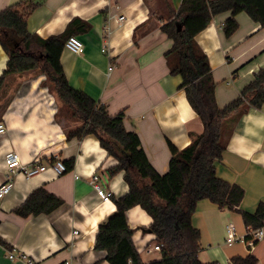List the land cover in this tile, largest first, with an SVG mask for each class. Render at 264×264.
I'll use <instances>...</instances> for the list:
<instances>
[{
    "label": "crops",
    "instance_id": "obj_1",
    "mask_svg": "<svg viewBox=\"0 0 264 264\" xmlns=\"http://www.w3.org/2000/svg\"><path fill=\"white\" fill-rule=\"evenodd\" d=\"M26 1L0 0V12ZM147 1L43 0L27 22L28 30L42 39L61 35L74 19L91 25L88 32L76 36L84 43L83 54L63 51L65 75L75 90L104 105L110 116L123 113L126 129L138 133L152 167L165 175L171 160L170 145L187 148L192 135L202 133L203 125L180 89L182 78L170 74L165 55L173 42L161 31L170 19L169 9L164 2L155 13ZM182 2L168 0L175 11ZM111 16H124L125 20L111 21ZM230 16L231 12L216 16L196 37L198 47L209 58L220 108L237 100L254 74L264 69V28L242 13L237 16L238 31L227 39L223 26ZM7 62L8 55L0 45V77ZM56 100L48 92L43 74L11 75L0 85V123L7 129L0 136V185L7 179L8 151L17 152L24 165L36 159L45 166L75 160L73 170L59 177L53 171L13 177L12 191L0 200V264H28L19 259L21 254L33 264H109L107 253L95 250L98 228L116 212L114 200L126 196L129 186L124 172L111 177L109 170L117 161L96 138L68 140L65 125L56 121ZM245 109L222 161L216 163V173L244 189L239 210L254 214L264 205V105L261 109L246 105ZM94 176L99 177L102 188L113 193L111 201L98 197ZM41 188L64 205L50 215L24 218L15 214ZM231 219L239 221L240 228ZM152 223L140 207L128 212L129 227L135 231L133 242L146 264L161 259V253L154 249L155 236L141 231ZM228 224H234L240 236L246 235L239 213L220 209L209 200L198 202L192 225L201 232V244L208 246L201 252V260L231 264L234 257L251 255L257 264H264V240L252 252L242 243L225 245ZM12 253L17 259L9 258Z\"/></svg>",
    "mask_w": 264,
    "mask_h": 264
},
{
    "label": "trees",
    "instance_id": "obj_2",
    "mask_svg": "<svg viewBox=\"0 0 264 264\" xmlns=\"http://www.w3.org/2000/svg\"><path fill=\"white\" fill-rule=\"evenodd\" d=\"M163 1L170 19L161 31L173 42L165 55L170 74L182 78L180 89L185 91L203 125L202 133L192 135L187 148L179 150L170 145L167 174L161 175L152 167L138 133L126 129L123 113L110 116L104 105L70 85L62 66V53L71 37L91 29L89 23L74 19L61 35L42 39L28 30L27 20L43 0H28L0 12V45L8 55L0 85L11 75L35 72L45 75L62 104L56 121L64 124L75 118L82 124L68 131V140L93 136L108 156L117 161L109 170L111 177L124 172L129 192L114 200L116 212L99 225L95 243L96 251L107 253L105 260L109 264H146L133 242L135 231L128 224V212L135 207L142 208L153 219L152 225L141 231L154 235L155 245L161 248V259L148 264H219L202 262L201 232L192 225V217L198 202L209 200L220 209L239 213L247 228L264 225V205L254 214L239 210L244 189L216 173V163L222 161L237 123L247 112L246 105L255 109L264 105V69L254 74L237 100L220 108L209 58L198 47L196 37L216 16L226 12H231L223 26L227 39L238 31L237 16L242 13L264 28V0H183L177 11L170 8L168 0ZM64 163L69 171L73 170L74 159ZM63 205L61 199L41 188L15 214L24 218L50 215ZM257 263L251 255L231 259V264Z\"/></svg>",
    "mask_w": 264,
    "mask_h": 264
},
{
    "label": "built area",
    "instance_id": "obj_3",
    "mask_svg": "<svg viewBox=\"0 0 264 264\" xmlns=\"http://www.w3.org/2000/svg\"><path fill=\"white\" fill-rule=\"evenodd\" d=\"M111 21L123 22L125 20L124 16H119L118 18L115 16L110 17ZM65 48L75 55H81L85 51L84 43L78 37H71L67 43ZM105 52V50H104ZM113 67L109 69V73L112 72ZM108 73V75H110ZM7 132L6 126L4 123H0V136L5 135ZM5 167L7 171V179L6 181L0 185V200L6 197L12 191L14 187L13 177L18 173H23L27 177H32L38 175L40 173H44L46 171H53L56 176H61L63 174L69 173L66 164L63 161H55L52 162L49 166L42 165L38 159H36L30 165H24L21 162L20 155L15 151H8L5 154ZM92 183L96 189L98 197L103 202L111 201L113 197V193L110 191H106L102 188L99 183V177L94 176ZM77 234V233H76ZM264 240V225L258 229H254L252 227H248L246 229V235L240 236L237 232V228L234 224H228L226 226V244L228 246H233L237 243H242L248 249V251L252 252L259 242ZM155 251L160 252L161 248L156 246ZM11 260L17 259L15 254H11L9 256ZM22 261L28 262V264H33L26 255L21 254L20 258ZM63 264H71L70 261H66Z\"/></svg>",
    "mask_w": 264,
    "mask_h": 264
},
{
    "label": "rangeland",
    "instance_id": "obj_4",
    "mask_svg": "<svg viewBox=\"0 0 264 264\" xmlns=\"http://www.w3.org/2000/svg\"><path fill=\"white\" fill-rule=\"evenodd\" d=\"M147 2L150 5L151 10L153 12H155V13L157 12L156 10L160 9V7H164L163 6L164 5V1L163 0H148ZM38 74H40V72H35L34 73V75H38ZM46 84L48 85V92L51 93L55 97V99H56V96H55V93H54V85L52 84V82L50 81V79L47 78V77H46ZM56 106L58 107V110H60L62 108V104L60 102H58L57 100H56ZM64 125H65L67 131H71V130L77 128V127H80L82 124H81V122L78 119H75L74 118L71 121L69 120L67 122H64ZM221 222H223V221H221ZM231 222H233L238 228H240L239 227V225H240L239 221L231 219ZM224 237H225L224 238V243H225L226 242V234H225ZM225 245H227V244H225ZM205 248L207 249L208 246L207 245H205V247L203 246V250Z\"/></svg>",
    "mask_w": 264,
    "mask_h": 264
}]
</instances>
